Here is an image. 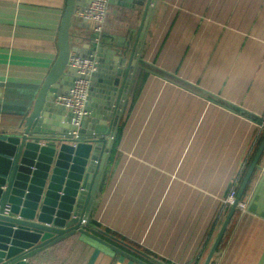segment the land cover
Segmentation results:
<instances>
[{"label":"crops","instance_id":"obj_1","mask_svg":"<svg viewBox=\"0 0 264 264\" xmlns=\"http://www.w3.org/2000/svg\"><path fill=\"white\" fill-rule=\"evenodd\" d=\"M65 2L0 0V138L32 111ZM147 2L109 0L99 46L90 23L73 15L69 26L71 55L97 62L79 140L98 141L93 167L109 152L89 222L145 263L203 264L264 130V0ZM74 78L66 67L56 96ZM53 100L38 125L67 135ZM240 201L210 264H264V152ZM15 264L138 263L75 234Z\"/></svg>","mask_w":264,"mask_h":264},{"label":"water","instance_id":"obj_2","mask_svg":"<svg viewBox=\"0 0 264 264\" xmlns=\"http://www.w3.org/2000/svg\"><path fill=\"white\" fill-rule=\"evenodd\" d=\"M153 1L146 3V12ZM74 9V0H66L57 32V57L37 93L31 113L24 119L22 130L0 138V264L30 259L75 234L138 264H148L116 246L120 244L118 240L89 222L109 157L108 150L93 167L94 146L98 141L74 140L68 134L44 135L43 125L37 122L46 99L56 97L58 82L74 50L69 34ZM143 25L144 21L131 59L138 53L139 48H136ZM126 53L124 49L122 56ZM105 144L110 146L109 141ZM263 152L264 137L203 264H210Z\"/></svg>","mask_w":264,"mask_h":264},{"label":"built area","instance_id":"obj_3","mask_svg":"<svg viewBox=\"0 0 264 264\" xmlns=\"http://www.w3.org/2000/svg\"><path fill=\"white\" fill-rule=\"evenodd\" d=\"M109 0H88L87 5L75 11L73 15L79 20L92 25V43L99 46L102 41ZM66 67L73 71L75 78L68 90L53 100L55 106L63 108L69 114L71 131L68 133L74 140H79V130L82 120L87 116L86 103L89 94L91 78L97 70V62L92 58L71 55ZM236 191H231L225 204L231 207L236 198ZM236 208L243 212L245 202L238 201ZM84 224V221H82Z\"/></svg>","mask_w":264,"mask_h":264},{"label":"trees","instance_id":"obj_4","mask_svg":"<svg viewBox=\"0 0 264 264\" xmlns=\"http://www.w3.org/2000/svg\"><path fill=\"white\" fill-rule=\"evenodd\" d=\"M263 137H264V130H263V132L261 134H259L257 136V138L255 140L254 148H253V150H252V152H251V154H250V156H249V158H248V160L246 162L245 168L243 169V172L241 173V176L239 178L238 187L236 189V193L238 192V190L240 188V185H241V183H242V181H243V179H244V177H245V175H246V173L248 171V168L250 166V163H251V161H252V159H253V157H254V155H255V153H256V151H257V149H258V147H259V145H260V143H261V141L263 139ZM249 184H250V182H249ZM249 184H248V186H247V188H246V190H245V192L243 194V197L246 194V192L248 191Z\"/></svg>","mask_w":264,"mask_h":264}]
</instances>
